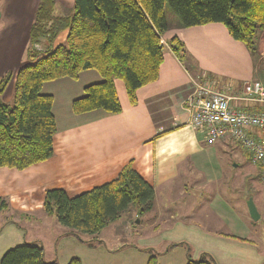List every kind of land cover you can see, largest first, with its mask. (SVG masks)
<instances>
[{"label":"crops","instance_id":"1","mask_svg":"<svg viewBox=\"0 0 264 264\" xmlns=\"http://www.w3.org/2000/svg\"><path fill=\"white\" fill-rule=\"evenodd\" d=\"M74 1L57 0L56 16L62 15L57 14L63 8L71 12ZM39 3L40 0L0 1V77L17 72L27 62L23 56ZM67 34V30L61 32L54 47L63 43ZM164 36L170 39L176 36L184 43L185 58L180 60L167 49L159 79L138 91L136 106L130 105L121 81L116 82L123 107L120 114L95 111L76 115L71 108L74 96L69 99L70 107L58 116L53 106L57 122L54 156L24 171L0 169V197L9 203L8 221L13 222V217L32 219L42 210L49 189L61 188L70 196H77L110 182L132 162L155 189L154 213L148 220L155 236L139 237L138 246H131L147 255L143 264L150 257L143 250L163 241L169 243L167 250L157 252L153 248L154 253L163 256L173 248H183V258L186 256L183 264L187 263L189 252L194 260L207 253L216 264H264V250L246 233L240 236L235 232L236 223L232 219L235 215L226 212L225 208L230 207L219 198L221 191H227L219 183L223 174L208 167L210 148L217 144H208L205 136L190 125L191 115L185 105L197 81L239 93L244 82L264 78V32L258 38L256 54L234 40L226 27L218 23L186 29L175 26ZM44 43L40 49L45 47ZM92 76L95 83L101 82L100 75ZM5 95L4 100L12 103V85ZM211 184L216 194L213 197L207 190ZM159 192L164 199L169 198L170 214L161 216L158 211L161 202L165 206ZM220 202L225 207H220ZM167 215L168 227L160 228ZM214 217L229 232L208 227L215 222ZM118 233L117 228L114 234ZM36 241L43 246L40 240ZM176 243L184 244L171 246Z\"/></svg>","mask_w":264,"mask_h":264},{"label":"trees","instance_id":"2","mask_svg":"<svg viewBox=\"0 0 264 264\" xmlns=\"http://www.w3.org/2000/svg\"><path fill=\"white\" fill-rule=\"evenodd\" d=\"M57 5V0H40L29 32L28 61L16 73L0 79V169L24 171L54 156L57 122L54 96L42 93L46 83L62 78L77 80L86 71H96L101 82L86 86L84 95L73 100L72 111L76 115L95 111L117 115L123 107L116 82L124 84L130 105L136 106L138 91L159 79L163 36L171 28L222 24L234 40L255 54L264 32V0H75L65 18L56 16ZM166 7L178 20L174 24L167 21ZM66 30V40L54 47L59 34ZM43 43L44 50L40 49ZM169 46L184 60L185 45L178 37L170 39ZM11 85L9 104L4 95ZM262 172L257 168L261 180ZM131 206L141 220L155 207L154 187L132 162L110 182L77 196L61 188L47 190L42 210L68 229L63 236L92 245L82 235L100 234ZM8 209V201L0 197V212ZM143 251L150 254L147 264H159L154 249ZM0 264L58 263L45 261L41 244L26 243L8 250ZM67 264L83 262L75 257ZM186 264L216 261L207 253L194 260L189 252Z\"/></svg>","mask_w":264,"mask_h":264},{"label":"rangeland","instance_id":"3","mask_svg":"<svg viewBox=\"0 0 264 264\" xmlns=\"http://www.w3.org/2000/svg\"><path fill=\"white\" fill-rule=\"evenodd\" d=\"M59 12L62 13L57 15L62 14L61 16L64 18L71 14L70 10L64 8ZM165 14L169 23L174 24V21H178L168 7L165 8ZM169 39L170 37L163 36L164 54L168 51L167 49L170 50ZM29 48L30 42L27 52ZM41 49L44 50V47ZM23 60L24 62L28 61L26 52ZM92 75L98 76L99 74L96 71H86L77 80L62 78L44 85L42 93L52 95L55 98L54 112L56 116L70 107V103H68L70 98L83 96L84 88L97 82ZM195 83L202 85L198 81ZM79 92L80 95H77ZM9 94L10 92L6 95ZM210 149L208 167L209 170L218 172L219 175L223 174L219 183L221 189L225 185L227 191H221L219 198L230 207V209L225 208L226 212L235 215L232 218L236 223L235 232L240 236L246 233L259 248L264 250V182L257 176V167L253 166L246 153L231 141L228 144L219 142ZM192 178H196V174ZM213 188L214 184L207 186L211 197L216 196ZM159 194L165 202V206L160 200L161 207L159 206L158 211L161 216L164 213L170 214L169 198L164 199L160 192ZM250 199L253 200L260 215L256 221L252 219L249 212L248 201ZM219 206L225 207L221 202ZM153 213L154 211L145 215L141 220L137 216L136 210L131 206L119 221L105 228L100 234L82 235L84 241H91L92 245H89L73 236H63L68 229L61 225L55 216L47 215L43 210L34 214L35 216L30 220L13 217V222L8 221L10 214L7 211L0 212V233H2L0 237V261L8 250L26 243L37 244L36 240H40L46 251L45 261L48 263L67 264L72 258L78 257L83 264H143L146 259L143 257L147 255L134 250L131 246H138L139 237L155 236L149 226ZM213 219L215 222L209 223L208 227L220 232H229L223 222L218 218L215 219V217ZM164 220V222L161 221L160 228L165 229L168 227L165 222L166 220L169 222V216L167 215ZM117 228L119 233L115 235ZM168 244V241H163L159 246L149 248L163 252L167 250L166 245ZM183 252H185L183 248H173L166 255H157V260L159 264H183V261L186 262V256L183 258Z\"/></svg>","mask_w":264,"mask_h":264},{"label":"built area","instance_id":"4","mask_svg":"<svg viewBox=\"0 0 264 264\" xmlns=\"http://www.w3.org/2000/svg\"><path fill=\"white\" fill-rule=\"evenodd\" d=\"M185 105L208 144L235 143L263 170L264 182V78L244 82L239 93L196 85Z\"/></svg>","mask_w":264,"mask_h":264},{"label":"water","instance_id":"5","mask_svg":"<svg viewBox=\"0 0 264 264\" xmlns=\"http://www.w3.org/2000/svg\"><path fill=\"white\" fill-rule=\"evenodd\" d=\"M248 208L252 219L255 221L258 220L260 218V215L252 199L248 201Z\"/></svg>","mask_w":264,"mask_h":264}]
</instances>
